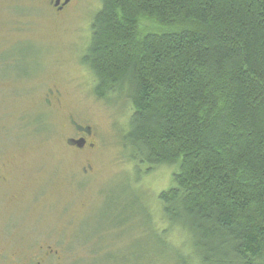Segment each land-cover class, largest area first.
I'll use <instances>...</instances> for the list:
<instances>
[{"label": "trees", "instance_id": "trees-1", "mask_svg": "<svg viewBox=\"0 0 264 264\" xmlns=\"http://www.w3.org/2000/svg\"><path fill=\"white\" fill-rule=\"evenodd\" d=\"M81 61L132 107L129 160L177 168L159 197L188 238L176 260L264 264V0H101Z\"/></svg>", "mask_w": 264, "mask_h": 264}, {"label": "rangeland", "instance_id": "rangeland-1", "mask_svg": "<svg viewBox=\"0 0 264 264\" xmlns=\"http://www.w3.org/2000/svg\"><path fill=\"white\" fill-rule=\"evenodd\" d=\"M100 8L101 0H71L62 12L47 0H0V58L20 56L0 65L9 77H0V242L40 258L52 245L60 254L46 264L129 251L135 264H180L188 238L164 220L159 199L177 168L129 160L122 138L132 107L97 97L81 61ZM49 89L62 94L52 108ZM71 121L92 129L93 147L69 146Z\"/></svg>", "mask_w": 264, "mask_h": 264}, {"label": "flooded vegetation", "instance_id": "flooded-vegetation-1", "mask_svg": "<svg viewBox=\"0 0 264 264\" xmlns=\"http://www.w3.org/2000/svg\"><path fill=\"white\" fill-rule=\"evenodd\" d=\"M70 2L71 0H47L48 6L54 9L56 12H62L63 10H65L69 6ZM3 54H4L3 57L0 58V65L2 66V68L13 66L17 64V61L19 62L20 60V56H18V54L15 55L11 51L5 52ZM0 77L9 78L7 77V75ZM14 78H17L19 80L24 79L22 75H17ZM46 97H47L46 98L47 106L52 108L54 106V103L55 104L61 103L60 100L62 94L60 91L55 92L52 89H49L47 91ZM71 122L76 130V134L75 137L70 138L68 140L69 146L78 148L80 150H85L88 147H93V144L89 142V138L92 135V129L90 127L80 126L78 125V123L74 121ZM78 141L84 143V146L82 148L74 144V142H78ZM2 165L3 164L0 163L1 171L3 169ZM0 180H1L0 182H3L6 180V178L0 176ZM42 251H43V255L42 258H40L38 255H34V254L26 255V252L20 251L17 248L12 249L3 242H0V264H46L47 260H54L60 254V251L54 248V246L52 245H47L46 248L42 247Z\"/></svg>", "mask_w": 264, "mask_h": 264}, {"label": "water", "instance_id": "water-1", "mask_svg": "<svg viewBox=\"0 0 264 264\" xmlns=\"http://www.w3.org/2000/svg\"><path fill=\"white\" fill-rule=\"evenodd\" d=\"M74 144L78 145L80 148L84 146V143H82L81 141L74 142Z\"/></svg>", "mask_w": 264, "mask_h": 264}]
</instances>
